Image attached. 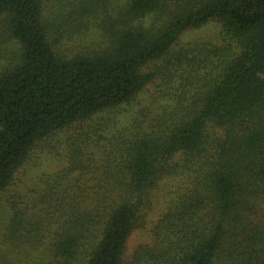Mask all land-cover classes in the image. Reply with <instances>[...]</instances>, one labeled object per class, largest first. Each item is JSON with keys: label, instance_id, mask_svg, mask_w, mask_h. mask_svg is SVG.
I'll list each match as a JSON object with an SVG mask.
<instances>
[{"label": "trees", "instance_id": "obj_1", "mask_svg": "<svg viewBox=\"0 0 264 264\" xmlns=\"http://www.w3.org/2000/svg\"><path fill=\"white\" fill-rule=\"evenodd\" d=\"M208 22L219 45L179 44ZM89 29L96 51L55 52ZM156 82L168 109L91 151ZM69 132L64 168L9 198L0 264H264V0H0V199Z\"/></svg>", "mask_w": 264, "mask_h": 264}, {"label": "rangeland", "instance_id": "obj_2", "mask_svg": "<svg viewBox=\"0 0 264 264\" xmlns=\"http://www.w3.org/2000/svg\"><path fill=\"white\" fill-rule=\"evenodd\" d=\"M52 10L50 11V13ZM194 43H210L213 45L220 44V28L215 22H208L203 26L184 32L179 38L180 45ZM102 44V38L98 31L89 29L65 39L55 49L57 54L63 57L71 58L83 54H89L96 51ZM176 80V79H175ZM178 87L173 83L170 87L165 88L160 82H156L148 86L142 93L138 95L128 107L122 109L121 112L110 119V122H104L106 125L102 127L100 132L101 142L97 143V139L89 143V149L96 154L100 147L105 148L106 141L121 130L122 128L130 127L137 119L143 115V121L148 124L156 116L163 114L165 109H168L172 99L177 96ZM106 123V124H105ZM70 133H64L56 137V140L47 147H39L32 154L31 159L16 175L14 183L8 192L0 199V239L4 233V227L10 216L8 209V200L10 197L22 198V200H30L36 196L43 186V182L51 176L59 173L66 165L67 148L65 141ZM172 183H170L171 185ZM168 185L161 187L159 197L155 201L154 208L149 214L147 220V229L134 232L128 243L127 252L132 254L133 251L141 245H151L153 236L149 232L152 229L155 221L160 216V210L163 208L162 196ZM23 206V205H22ZM15 259L13 256L12 260Z\"/></svg>", "mask_w": 264, "mask_h": 264}]
</instances>
